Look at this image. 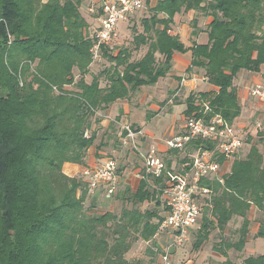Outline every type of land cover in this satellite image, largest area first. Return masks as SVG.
Here are the masks:
<instances>
[{"label":"trees","instance_id":"trees-1","mask_svg":"<svg viewBox=\"0 0 264 264\" xmlns=\"http://www.w3.org/2000/svg\"><path fill=\"white\" fill-rule=\"evenodd\" d=\"M82 1L0 0V264H142L125 256L135 242L158 236L163 218L159 192L141 179L129 197L131 208L98 214L90 205L87 213L85 183L80 176L65 175L62 166L83 165L95 141L91 127L99 121L98 112L166 77L175 53L190 52L186 72L201 71L206 83L217 88L213 94L190 93L183 115L205 122L219 116L229 126L241 113L233 80L241 71L258 73L264 64V0H156L140 20L141 31L133 26L131 47L114 54L112 47L99 48L109 66L87 83L95 44L89 34L100 8L96 3L90 23L80 9ZM191 11L192 26L200 18L210 22L203 30L207 42L186 47L172 34V25L176 15ZM191 35L198 34L192 30ZM142 47L143 56L133 60ZM187 148L213 151L215 145L193 139ZM178 153L168 152L174 158ZM164 160L162 175L153 179L157 188L182 171L180 166L171 170V160ZM179 163L186 164L185 171L190 167L186 157ZM230 165L228 173L199 182L210 193L199 196L193 244L199 248L218 230L221 240L213 250L223 257L244 249L252 208L261 214L253 237L264 239V155L251 144L246 156ZM144 202L154 208L141 211L137 206ZM233 218L242 221L234 242L222 236ZM154 247L146 249L149 264L162 254V246ZM243 264H264V253L248 256Z\"/></svg>","mask_w":264,"mask_h":264},{"label":"rangeland","instance_id":"rangeland-1","mask_svg":"<svg viewBox=\"0 0 264 264\" xmlns=\"http://www.w3.org/2000/svg\"><path fill=\"white\" fill-rule=\"evenodd\" d=\"M96 1L97 0L82 1L80 9L86 21L88 22L89 13H91L89 12V9L91 8H89V5L96 4ZM142 1L144 3V6L141 10L137 11L126 20L120 21L118 23L117 39L115 41L116 45L114 44V46H112L113 54L118 51L120 45L121 47H131L133 26H135L136 32L141 31L140 20L143 17L148 16L149 8L155 4L156 0H151L148 4H146V0ZM194 18L195 14H192V11L189 13H181L180 16L176 18L177 25L172 27V33H177L181 41L184 42L187 46H191L194 42H199V44H202L205 40V37L201 36V33L206 27V18L197 19V25L192 26V19ZM95 27L96 22L95 20H93L92 30H94ZM190 30H194L198 35L196 37H192V35L189 33ZM145 49L146 48L142 47L139 51L134 52L132 59L136 60L141 58L145 53ZM175 55H177V58L175 57L177 60L179 57L178 55L180 54L175 53ZM94 59L95 60L89 68L90 72L85 76V80L87 79V81H89V79L92 78L93 75L99 73L109 66V63L102 57H97ZM181 62L185 64L184 61ZM173 68L174 66L166 77L160 78L155 84L142 87L141 90H139L140 93L134 92L129 98V106L131 107L130 109L133 114L131 118L134 120V122L140 124L141 126L147 124L145 125L146 131L155 136V138H153V142L151 141L150 145L144 147L143 151L153 146V148L156 149L163 157L169 158L171 160L170 169H173L174 171L178 166L181 165V163L178 164V161L185 157V152H179L178 155L174 158V156H170L166 152V148L162 144L165 140L171 138L172 136L180 134V132L182 131L183 121L185 118V116L183 115V112L185 110L184 100L185 96L187 95V91L184 90L186 88L185 86H181V79L189 78V74L186 71L179 72ZM192 72V75L194 74L197 77L202 76L201 71L193 69ZM188 82L193 84V82L191 81ZM105 84V81H100L101 87H104ZM193 91L197 93L198 88ZM169 98L171 99V102H167ZM176 101L179 103L175 104ZM151 104H154L156 106L154 108L156 109L155 111L151 109ZM243 111L245 110L243 109ZM149 114L152 115L150 118L158 114L157 118L151 121L150 124L146 123V121L148 120L146 119V116ZM249 115L250 114L243 115L244 120H242L241 123L243 124L244 129L235 132L244 141L243 148L240 151L239 155L235 157L236 159H243L248 153L251 144L257 145L260 152L264 155V135H257V133L259 132H264V110L262 109L257 111V114L253 115L252 117ZM139 118H141V120H139ZM111 122V138L109 140L105 139V134H103L102 141L104 142L102 143V146H108V144H111L110 141L112 140H114L116 144H118V124H116L113 118L111 119ZM124 125L130 124L127 123ZM136 127L138 129L140 128V126ZM141 135L138 136V142H140L139 139L141 140ZM121 137L122 132L120 128L119 145L121 142ZM249 137L252 139L250 143L247 142V139H249ZM104 152L105 154L103 156L101 154L99 159L102 160L106 158H113L116 159L120 165H122V168L117 171V185L115 193L110 198H106L105 194H103L102 192H94L91 194H89L88 192L85 199L84 208L87 210V213H89V206L93 205L95 213L102 214L109 211L113 214H119L123 207L131 208L129 197L136 188V181L141 179L140 168L142 163L140 159L135 155V153L130 151L129 149L116 147L112 151L110 146ZM124 170H126L125 174ZM174 172L177 173L176 171ZM172 173L173 172H171V176ZM158 200L161 202V205L158 208L160 215L159 217H163L165 210L161 199L158 198ZM137 208H139L141 211H144L145 209L152 210L154 206L153 203L144 202L143 204L138 205ZM248 219L250 221V225L247 243L241 252L230 250L227 252L226 257H223L220 253L215 252L213 250L214 245L219 243V241L221 240L218 230L212 231L208 237V240L204 242L199 248H194L193 244L196 239V229L199 226V222H197L196 225H194L190 229L187 241L181 247L173 251L170 257V264H188V261H190L189 264H221L227 259L231 261L232 264H243V260L248 256L260 255L264 253V239H256L253 237L257 231V226L259 219H261V214L259 212H256V210L252 208V210L248 214ZM241 222V219L233 218L224 230L222 234L223 238L227 241H237L238 235L236 234V231L241 226ZM168 243V232H160L158 236H155L154 239L148 243L141 240L135 242L125 257L129 261L141 260L142 264H149L150 257L146 254V249L148 248V246L153 245V248H155L154 245H159L162 246V248H160L163 251V248L166 247ZM160 256L161 255H159L155 259V264H161Z\"/></svg>","mask_w":264,"mask_h":264},{"label":"built area","instance_id":"built-area-1","mask_svg":"<svg viewBox=\"0 0 264 264\" xmlns=\"http://www.w3.org/2000/svg\"><path fill=\"white\" fill-rule=\"evenodd\" d=\"M96 3H99L100 13L94 18L96 27L91 35L95 40L92 48L93 59L99 57L101 46H114L118 23L126 20L144 6L142 0H97ZM94 8L95 4H92L89 12L94 14ZM188 81L193 84L206 83L203 76L197 77L191 74L189 78L181 79V86ZM244 88L251 98L264 105V83H250ZM204 111H208L206 104H204ZM121 132L120 146L134 152L140 159L141 179L146 180L151 188L159 192L165 207L158 232H168L169 243L163 248L160 263L170 264L173 251L187 241L190 229L200 217L199 196L210 193L208 189L201 188L199 182L210 176L217 177L221 167L219 157L234 159L242 150L244 142L219 116H213L208 122H205L204 118L185 117L180 134L165 140L162 145L167 153L171 150L185 152V157L190 160V167L185 171L183 168L186 164H181L182 171L175 173L174 179L167 182L164 187L157 188L153 179L162 175L165 169V157L153 146L143 151L138 142V136L141 135L140 130L130 125H123ZM193 139L213 143L215 148L213 151L188 150V143ZM80 177L89 194L102 192L106 198H110L115 193L117 185V160L102 159L97 165L84 168Z\"/></svg>","mask_w":264,"mask_h":264},{"label":"crops","instance_id":"crops-1","mask_svg":"<svg viewBox=\"0 0 264 264\" xmlns=\"http://www.w3.org/2000/svg\"><path fill=\"white\" fill-rule=\"evenodd\" d=\"M45 1H47V0H45ZM192 14H193V12H192ZM179 16H180V14L175 16L174 23H173L172 27L177 25L176 18ZM91 21H92V18H89L90 23H91ZM209 22H210V18H206L205 24L207 25ZM189 33L191 34V30ZM175 34H177V33H175ZM89 35H92V31L90 32ZM201 36L205 37L203 44L206 43L207 42L206 33L202 32ZM197 43H199V42H197ZM184 45L186 47H190V46H187L185 43H184ZM120 47H121V45H120ZM190 55H191L190 52H187L185 54H180V55H178L179 57L176 60L177 55L174 54L173 55V63H172V67L174 66L173 69H175L179 72L186 71V69L189 67V64H190V58H191ZM180 57H182V58H180ZM181 61H184L185 64H183ZM91 79L92 78H90L89 81H87V79H86L85 81L87 83H89L91 81ZM200 83L198 82V83H195V85H193L190 82H186L184 84V86L186 87L184 90L187 91V95L185 96V99L187 98V96L190 93H194V94L210 93V94H213L217 91L216 87H214L208 83H201V84ZM250 83H264V64L260 67V71L258 73L241 71L237 74V76L233 80V86L236 89L237 96H238L239 102L241 104L240 116L231 125V128L234 132L241 131L242 129H244V126L241 123V121L244 120V117H243L244 114H246V115L250 114L249 116L252 117L253 115L257 114V111L262 110V109L264 110V105L259 103L255 99L251 98L249 93L247 92V90L244 88L245 85L250 84ZM141 88L139 90H141ZM197 88H198V91L196 93L193 90H195ZM66 89L70 90V89H72V87H67ZM139 90L137 91V93H140ZM167 102H171V99L169 98L167 100ZM129 105H130L129 98L124 99V100H117L113 104H111L109 106V108L106 109L105 111L98 112L99 121L97 123H94L91 127V130L96 133L95 134L96 135L95 141H94V144L87 150L86 157L84 160V164L79 165V164H73V163H65L62 166V171L65 175H67L69 177L80 176L81 172L84 168L97 165L101 161V159H99L100 155L102 154V156H103L105 154L104 151H106L110 146H111L112 151L116 147L121 148V146L119 145V132H120V128L124 124L129 123L130 126L135 128V129H138L136 126H140V128L138 130L141 131L142 135L140 136L141 140L139 139V141H140L139 143H140L142 148L150 145L151 141L153 142V138H155V136L153 134H150V132L146 131L145 125H147V124H144L143 126H141L140 124L134 122V120L131 118V116L133 114H132V111L130 109L131 107ZM150 107L152 110H154V111L156 110V109H154L156 107L154 104H151ZM243 109L245 111H243ZM151 116H152L151 114L146 116V119H148L146 121V123L150 124L151 121H153L157 118L158 114H156L154 117L150 118ZM112 118L114 119L116 124H118V129H117L118 130L117 131L118 144H116V142L114 140H112V141H110L112 145L108 144V146H102V143L104 142V141H102L103 140V134H105L104 135L105 139L109 140L111 138V133H112L111 119ZM139 120H141V118H139ZM139 123H142V122H139ZM105 142H106V140H105ZM233 160L234 159H225L222 163H220L221 164V167H220V173L221 174H225V173H228L230 171V167H231L230 164L232 163ZM121 168H122V165H120L117 162V171ZM125 173H126V170H124V174ZM140 180L141 179L136 181V186H135L136 188L133 191V193L138 188ZM257 228H258V226H257ZM171 259H173V258H171Z\"/></svg>","mask_w":264,"mask_h":264}]
</instances>
